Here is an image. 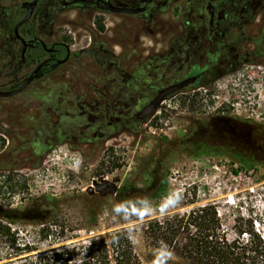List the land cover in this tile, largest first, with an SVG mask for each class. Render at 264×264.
Masks as SVG:
<instances>
[{"label":"rangeland","instance_id":"1","mask_svg":"<svg viewBox=\"0 0 264 264\" xmlns=\"http://www.w3.org/2000/svg\"><path fill=\"white\" fill-rule=\"evenodd\" d=\"M54 1H39L33 17L35 33L27 36L36 35L47 46L65 42L69 60L56 70L45 68L23 91L0 97V222L17 232L21 241L39 243L38 251L50 248L46 243L50 239L55 240L52 247L72 246L126 229L142 264H152L157 249L144 233L151 218L211 203L227 225L239 213L258 214L264 222V161L253 159V150L244 147L249 157L229 146L192 144L187 139L201 127L195 122L218 110L230 112L234 120L251 125L232 127L249 132L251 148L264 154V5L254 22L255 27L262 26L261 37L254 38V49L250 45L240 51V65L195 89L201 94L191 96L194 88L189 87L186 95L167 97L149 117L124 126L126 110L111 98L127 79L128 69L127 62H113L114 56L129 52L112 44L116 17L76 2L63 7L49 26L43 19ZM202 3L169 0L161 21L167 28L196 24ZM19 5V0H0L3 90L20 84L42 55L31 48L19 63L20 43L13 34V24L22 16ZM97 19L104 24L103 34ZM102 37L110 40L109 45L88 50L87 58L84 45L89 38L99 44ZM133 53L138 62L139 51ZM151 53L153 62L155 52ZM156 73L151 71L145 82L163 84L157 82ZM133 99L136 111L147 100L140 92ZM86 100L94 104L85 106ZM94 179L114 181L117 188L95 190ZM173 192L181 195L180 203L165 211L164 201ZM137 200L151 207L133 204ZM122 201L132 205L126 219L111 211ZM45 220L53 230L47 240L39 235ZM170 264L183 263L173 255Z\"/></svg>","mask_w":264,"mask_h":264},{"label":"flooded vegetation","instance_id":"2","mask_svg":"<svg viewBox=\"0 0 264 264\" xmlns=\"http://www.w3.org/2000/svg\"><path fill=\"white\" fill-rule=\"evenodd\" d=\"M19 1L20 12L22 13L20 19H22L30 10V7L26 6L23 8L21 4L30 0ZM39 1L32 6L30 17L18 26L19 35L28 42L24 54L21 55L22 44L18 40L20 43L19 63L26 60L31 48H38L42 55L39 56L36 66L28 76L20 84L12 86L11 89L20 86L30 76H32L30 81L32 82L44 72L45 68L56 70L70 58V48L65 42L57 41L47 46L40 37L36 35L27 36L35 33L33 17ZM201 1L203 2L202 8L197 9L200 15L198 23L193 25L181 23V25L173 28H167L161 21L162 15L167 10L169 0H55L50 4L51 10L43 19V23L51 26L63 7L76 2H81L87 7L96 9L103 15L112 14L116 17V21L113 24L117 32L112 35V44L123 51L127 50L129 52L123 57H120V54L114 56L113 62H127L128 69L126 71L127 79L123 80L124 84L114 92L113 97H110L115 99L117 107L121 106L123 110H126L125 114L128 115L126 118L127 123L124 124L126 126L130 123H135L137 120H144L139 118L138 112L157 95L159 89L183 79H190L181 89L167 94L163 100L175 95H186L185 90L189 87L194 88L191 96H197L202 92H197L198 90L196 91L195 89L208 86V84L223 77L241 64V50H245L250 45L253 46V49L255 48L253 40L261 37L262 26L255 27L254 22L259 17L264 0ZM110 5L138 11L132 13L111 12L108 10ZM219 9H227V12L219 11ZM97 21L102 26L104 25L100 20L97 19ZM103 21H106V18H103ZM16 22H14L13 27ZM97 29L100 33H105L104 26L103 29L98 27ZM147 39L149 40L148 43L145 42ZM109 43L110 40L108 38L102 37L99 44L94 43L93 39L89 38V42L83 47L85 56H88V50H97L108 46ZM136 49L139 51L138 58L140 60L138 62H136V54L133 53ZM145 51H148V54L142 56ZM151 52H155L156 60L153 62L150 61ZM97 55L102 62V54L97 53ZM40 63L41 65L36 68ZM150 65H153V68ZM101 67V72H103V66L101 65ZM151 71L157 72L156 74L159 76L157 82H163V84L145 82V78L151 74ZM124 72L125 70H122V74ZM98 76L103 81V76L99 74ZM139 92L147 100L136 111L134 110L133 97L135 93ZM103 94L101 96H105ZM85 98L88 99L89 96L87 95ZM89 102L86 100L83 101V104L89 107ZM90 103L94 104L93 102ZM107 125L110 124L107 123ZM195 126L201 127L195 133L196 135L187 138L190 143L214 147L229 146L236 153H240L241 156L249 157L247 151L244 152V147L248 151L253 150L251 155L253 159L264 161V154L256 153L254 148L250 149L252 145L250 144V133L246 130H237L232 127L251 125L234 120L230 112L224 113L218 110L212 116H206L202 118V121L195 122ZM207 126H212L213 128ZM225 128H229L228 131ZM242 136L248 138L249 149L247 145H243L242 139H240Z\"/></svg>","mask_w":264,"mask_h":264},{"label":"trees","instance_id":"3","mask_svg":"<svg viewBox=\"0 0 264 264\" xmlns=\"http://www.w3.org/2000/svg\"><path fill=\"white\" fill-rule=\"evenodd\" d=\"M95 24L103 29L97 20ZM240 139L249 149L248 138ZM47 221L39 226L45 240L53 231ZM144 233L156 248L167 244L183 264H264V222L258 214H234L232 224L227 225L217 207L205 203L151 218ZM54 241L47 240L50 248L38 251L39 243L21 241L17 232L0 222V264H142L126 229L72 246L52 247Z\"/></svg>","mask_w":264,"mask_h":264},{"label":"water","instance_id":"4","mask_svg":"<svg viewBox=\"0 0 264 264\" xmlns=\"http://www.w3.org/2000/svg\"><path fill=\"white\" fill-rule=\"evenodd\" d=\"M37 1L38 0H30V1L22 2L21 7L24 8L26 6H29L30 10L27 12V14L22 19L18 20L13 27L14 36L22 44L21 55L24 54L26 47L28 45V42L23 37H21L19 35L18 26L20 24H22L23 22H25L30 17V14L32 11V6L34 4H36ZM145 1H148V0H145ZM108 10L111 12H128V13L138 11V10H134V9H128V8H124V7L111 6V5L109 6ZM40 65H41V63L36 68H38ZM31 79H32V76L28 77L20 86L13 88L11 90H1L0 89V97H9V96H13V95L21 92L26 87V85L31 81ZM189 81H190V79H183L177 83H174V84H171L165 88L159 89L157 95L154 98H152L148 103H146L142 107V109L138 112L139 118L145 119L146 117L150 116L155 111V109L157 108V105L163 100V98L167 94L178 91L185 84H187ZM92 186H93V189L98 190V191H105V190L114 191L117 188L115 182L111 181V180L97 181L94 179V180H92Z\"/></svg>","mask_w":264,"mask_h":264},{"label":"clouds","instance_id":"5","mask_svg":"<svg viewBox=\"0 0 264 264\" xmlns=\"http://www.w3.org/2000/svg\"><path fill=\"white\" fill-rule=\"evenodd\" d=\"M181 195L178 192L170 193L169 196L165 199L164 204L166 205L165 211L169 207H175L180 203ZM133 204L139 207H151L149 202L143 200L134 201ZM131 204L127 201H122L120 203L114 204L112 207V213L117 217L128 218L129 210ZM173 258V252L169 249L167 244L162 243L154 252L152 258V264H170V261Z\"/></svg>","mask_w":264,"mask_h":264}]
</instances>
